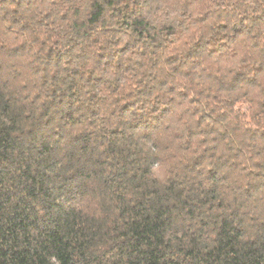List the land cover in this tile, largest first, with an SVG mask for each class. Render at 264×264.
I'll return each mask as SVG.
<instances>
[{
    "label": "trees",
    "instance_id": "1",
    "mask_svg": "<svg viewBox=\"0 0 264 264\" xmlns=\"http://www.w3.org/2000/svg\"><path fill=\"white\" fill-rule=\"evenodd\" d=\"M0 264H264V0H0Z\"/></svg>",
    "mask_w": 264,
    "mask_h": 264
}]
</instances>
